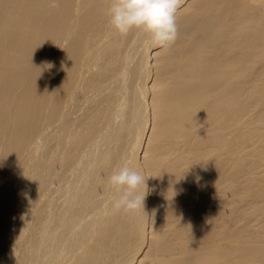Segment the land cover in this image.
<instances>
[{
    "label": "bare ground",
    "instance_id": "obj_1",
    "mask_svg": "<svg viewBox=\"0 0 264 264\" xmlns=\"http://www.w3.org/2000/svg\"><path fill=\"white\" fill-rule=\"evenodd\" d=\"M109 7L0 0V264H264V0H183L163 48Z\"/></svg>",
    "mask_w": 264,
    "mask_h": 264
},
{
    "label": "clouds",
    "instance_id": "obj_2",
    "mask_svg": "<svg viewBox=\"0 0 264 264\" xmlns=\"http://www.w3.org/2000/svg\"><path fill=\"white\" fill-rule=\"evenodd\" d=\"M183 0H110L108 14L112 28L122 36L133 29L142 30L149 37L148 43L168 47L178 37L176 14ZM144 175L128 165L112 171L111 186L118 195L111 201L114 210L135 211L144 208L145 194L139 189L146 185Z\"/></svg>",
    "mask_w": 264,
    "mask_h": 264
}]
</instances>
